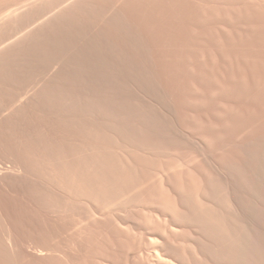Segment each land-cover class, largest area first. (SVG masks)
I'll list each match as a JSON object with an SVG mask.
<instances>
[{"label": "rangeland", "instance_id": "374dc122", "mask_svg": "<svg viewBox=\"0 0 264 264\" xmlns=\"http://www.w3.org/2000/svg\"><path fill=\"white\" fill-rule=\"evenodd\" d=\"M0 264H264V0H0Z\"/></svg>", "mask_w": 264, "mask_h": 264}]
</instances>
